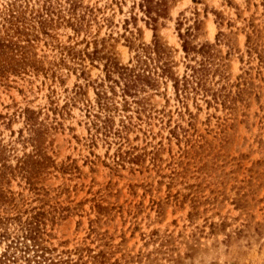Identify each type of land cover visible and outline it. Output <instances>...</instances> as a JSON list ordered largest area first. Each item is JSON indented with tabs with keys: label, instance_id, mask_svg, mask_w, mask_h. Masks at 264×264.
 Instances as JSON below:
<instances>
[{
	"label": "rangeland",
	"instance_id": "374dc122",
	"mask_svg": "<svg viewBox=\"0 0 264 264\" xmlns=\"http://www.w3.org/2000/svg\"><path fill=\"white\" fill-rule=\"evenodd\" d=\"M13 1L9 230L41 213L54 264H264V0H161L156 22L143 0H16L7 21ZM9 242L0 264H27Z\"/></svg>",
	"mask_w": 264,
	"mask_h": 264
},
{
	"label": "trees",
	"instance_id": "16d2710c",
	"mask_svg": "<svg viewBox=\"0 0 264 264\" xmlns=\"http://www.w3.org/2000/svg\"><path fill=\"white\" fill-rule=\"evenodd\" d=\"M143 1L146 2L144 12L147 13L149 19L153 22H156L158 16L165 14L166 6L163 1ZM15 5L16 0L10 3L11 9H9V13L7 14V21H11L16 17L15 10L12 9ZM183 49L186 52L188 51L187 42L185 40ZM190 68L192 72L188 76H183V84H187L193 79L199 83L205 70L204 62H200L199 67L190 66ZM180 81V79L175 78L176 87ZM22 161H25V159ZM36 216H41V213H35L30 219L18 220L17 227L13 232L9 230L10 227L8 226L10 218H0V236L9 239L10 242L8 243L7 248H13L15 251H12V253L19 251L21 257L24 258L27 264H54L52 259L47 255L50 250L43 244V230L40 226V219ZM12 253L9 256H13ZM3 256H5V254Z\"/></svg>",
	"mask_w": 264,
	"mask_h": 264
}]
</instances>
